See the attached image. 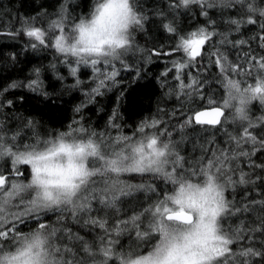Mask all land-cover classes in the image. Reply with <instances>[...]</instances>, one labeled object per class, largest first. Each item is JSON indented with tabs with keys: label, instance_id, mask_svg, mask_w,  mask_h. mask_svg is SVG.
<instances>
[{
	"label": "snow or ice",
	"instance_id": "1",
	"mask_svg": "<svg viewBox=\"0 0 264 264\" xmlns=\"http://www.w3.org/2000/svg\"><path fill=\"white\" fill-rule=\"evenodd\" d=\"M189 5H199L200 15L208 16L207 9H231L235 8L240 14L241 19H230L226 23L235 26V31L239 32L242 24H257L256 17L264 20V5H257L254 0H179V4L170 5V7H187ZM132 6L136 8L134 0ZM105 6L101 5L98 11ZM137 10V8H136ZM62 8L60 18L52 21L48 29L29 26L24 30V35L34 38L41 46L52 47L58 53L68 56L71 53L73 57L78 55L75 43L69 44V39L74 33V28H79L81 34L84 31L83 21L79 24H69L64 19ZM138 12V11H137ZM139 13V18L135 23L143 27V21L146 17ZM80 20V19H79ZM209 25H215V21L209 19ZM163 28L177 37L175 51L182 52L185 59L172 61V68L163 72L162 76H168L172 69H175L174 79L178 81V88L181 94L191 96L193 93L199 95L202 80L193 77L189 72V82H184V69L195 67L198 57L202 56L204 46L212 41L215 36H221L218 41L220 45L228 44L233 48H240L249 44L248 40L236 39L229 40L227 34L218 32L215 28L209 30L206 26L197 27L186 34H181L171 23H163ZM260 29L264 30V22L259 24ZM58 30V33L56 32ZM255 40L257 37H251ZM260 41L259 48L264 49V34L258 36ZM127 41L116 44V47H122ZM33 48L37 43H32ZM115 49H113V52ZM126 51V50H125ZM83 52V49H80ZM159 54V53H157ZM111 53H105L97 50L95 54L89 53L88 57L80 60H68L69 65H91L93 72L97 73L100 83L92 92L99 95L100 88L104 86L105 80L113 79L117 72L112 66V61L119 60L118 57L112 59L100 58L108 57ZM171 55V53H169ZM209 59L211 63L218 67L221 76V83L226 90L229 85L240 89L242 84L244 92H251L252 99L259 101L264 105V54L253 53L249 47L248 51L243 53V59L239 56L237 61H230L228 53L221 51L219 47L210 52ZM214 57V59H212ZM106 65L111 70L110 74L103 72L98 65ZM70 67V75L77 76L78 67ZM39 73V69L36 70ZM230 75L252 77L254 83L248 84L246 80L241 81L230 78ZM206 79V78H205ZM81 81L76 80L79 85ZM38 85V80L33 79L28 84L29 88ZM10 88L18 87L13 83ZM190 90V91H186ZM4 91H8L7 88ZM226 92V91H225ZM200 99H207L208 107L205 109H190L180 125L181 130L186 127L216 126L223 127L228 122L224 117V109H228V100L223 97L222 104H218L211 97L200 96ZM243 104L244 101L241 100ZM7 105L11 107L12 101L8 100ZM0 104V107H3ZM77 112L81 109L78 107ZM241 111V109H237ZM235 118V117H234ZM116 116L113 114L109 118V126L119 129L115 123ZM161 123L154 119L151 124L147 121L139 125V139L133 136L117 135L109 136L105 132L90 130L80 121H73L66 131H58L54 134H47L46 138L41 139L39 133L35 132L33 121H27L23 127L33 130L31 136L35 139L30 143L17 142L20 132L17 131L8 137L7 132L0 129V158L7 157L11 163V171L6 175L3 166L0 165V253L6 254L8 264H20L21 257H25L24 264H109L110 261H119V264H152L159 255L162 245L168 240L175 238L177 233L183 235L197 228L205 222V217H211L212 240L215 242L211 248L200 254L198 264H234L233 257L237 254L233 252L232 245L239 238L243 237L244 227L237 225L235 228L227 224L230 218L236 217L242 212L255 211V205L260 206V211L264 213V199L250 201L249 204L241 206L236 202L235 197L229 199L227 193L231 190L235 192L237 185H255L257 182L264 184V175L257 174L252 179L251 175L239 170L235 161L241 157H247L254 168L264 170V163L257 164L251 157L256 156L258 152H264V115L253 121L249 115L248 109L246 115L240 120L242 131L239 135H233L225 129V135L228 136V143L234 145L230 148H222L212 153L211 158H206V149L201 146V155L192 158H186L178 149L177 141L172 140L170 131L148 134L145 129L148 127L156 128ZM259 128L260 131L254 133L250 129ZM167 139H161V137ZM71 138L73 146L80 150L79 160L81 171L74 178L71 185L70 197L66 203L57 206H51L47 201L50 199V193L39 192L33 189V184L24 183L16 179L23 175L20 166H26L30 171L33 182L36 180L38 168L36 161L52 155V147L55 139L61 142L64 138ZM251 144L250 150H245L244 145ZM131 159L132 163L124 164V161ZM239 170L238 179H233ZM123 174H151L154 179L159 178L171 185V189L162 198H157L151 208L145 209L146 224L142 229L144 221L141 217L144 213L131 216L129 221H120L115 225L116 234L131 224L135 230V235L140 240H146L153 236L156 237L155 243L151 249L145 253L139 251L119 252L115 249L118 241L111 239V229L107 227V221L103 218L84 220V223H92L104 230V234L98 239V242L90 243L85 237L73 233L66 227L45 224L42 217L49 211H58L60 213L70 212L73 220L78 221L79 214H90L93 210L92 201L95 200L105 208H115L120 197L127 196L134 189H145L144 183L133 185L121 179ZM94 177H105L103 187H93L97 181ZM217 184L219 189L217 188ZM148 190L155 191L148 187ZM24 193H29L26 198ZM174 194V195H173ZM201 198L202 207H194L195 198ZM35 218L38 227L37 235L32 243H27V238L32 231L20 233L16 224L23 222L24 219ZM7 225V227H5ZM217 225L219 234L217 232ZM123 226V228L121 227ZM250 233H260L264 236V215L258 217V223L253 228H248ZM40 233L44 234L42 239ZM25 241L23 248L18 247L21 241ZM10 241L11 246L4 247V242ZM15 255H10L12 250ZM81 253L83 255H81ZM135 257L133 259L132 257ZM239 257H264V240L260 242V248L247 247L239 252ZM241 264H251L248 260L241 261Z\"/></svg>",
	"mask_w": 264,
	"mask_h": 264
},
{
	"label": "trees",
	"instance_id": "2",
	"mask_svg": "<svg viewBox=\"0 0 264 264\" xmlns=\"http://www.w3.org/2000/svg\"><path fill=\"white\" fill-rule=\"evenodd\" d=\"M96 0H0V129L7 132L8 137L19 131L20 136L17 142L30 143L35 139L31 136L33 130L23 127L31 120L35 125L34 131L39 133L40 138L54 134L58 131L68 130L73 121H80L90 130L105 132L111 137L117 135L133 136L139 139V125L152 120L161 121L156 128L148 127L145 132L148 134L170 131L172 140L177 141L178 149L186 158L199 157L201 146L206 149V158H211L212 153L222 148H230L234 145L228 143V136L225 129L233 135H239L242 131L240 121L234 118L231 108L224 109L225 118L228 122L223 127H186L181 130L180 125L184 123L190 109L208 107L207 99L211 97L218 104H222L226 92L221 83V76L217 66L211 63L209 53L219 47L221 51L228 53L230 61L236 62L239 56L243 59V53L249 50L253 53L264 54V49L259 48L258 36L264 34L259 24L264 22L256 17L257 24H242L240 31H235V26H230L226 21L230 19H241L235 8L231 9H207L208 16L200 15L199 5L187 7H170L179 4V0H134L138 12H141L146 19L143 27L132 29V44L122 52L119 60L112 61V66L117 75L100 88V94L92 92L100 79L97 73L93 72L91 65H69L68 60H74L55 51L52 47L39 45L34 38L24 35V30L30 25L48 29L52 21L60 18L62 8L64 19L69 23H77ZM256 4L264 5V0H254ZM214 20L215 25H209L208 20ZM163 23L173 24L181 34H186L197 27L206 26L209 30L215 28L220 33H225L229 40L245 39L249 44L240 48H233L231 45H220L218 41L221 36H215L212 41L204 46L202 56L197 58L196 66L184 69V82H189V72L193 77L203 81L200 85L199 95L193 93L191 96L180 93L178 81L174 79L175 69L169 72L168 76L161 74L172 68V61L185 59L182 52L175 51L177 37L169 34L162 26ZM57 34L58 30H56ZM257 37L253 40L251 37ZM32 43H37L33 48ZM159 53V54H157ZM171 53V55H169ZM214 59V57L212 58ZM77 66L76 77L70 75V67ZM103 72L109 73L106 65H98ZM39 69V73H37ZM206 78V79H205ZM230 78L244 81L248 84L254 83L252 77L234 76ZM38 80V85L29 88L31 80ZM79 79L81 83L76 84ZM18 87L10 88L11 84ZM242 86H246L242 84ZM7 88L8 91H4ZM190 91V90H186ZM11 100L9 107L7 101ZM88 104V105H87ZM86 105V106H85ZM82 106V107H81ZM81 111L77 112L76 109ZM75 112V113H74ZM248 112L253 121L264 115V105L259 101H253L248 107ZM115 114V123L120 127L115 129L109 126V118ZM223 119V120H224ZM254 133L260 129H250ZM161 139H167L162 136ZM251 144H245V150L251 149ZM257 164L264 163V152H258L251 157ZM239 170L251 175H264V170L254 168L247 157H241L235 161ZM0 165L3 166L5 174L11 171L9 158H0ZM23 175L16 179L27 183L30 179V171L26 166H20ZM239 170L233 179H238ZM95 181L102 183L105 177H94ZM121 179L133 185L144 183L145 189L136 190L127 196L120 197L115 208H105L93 200V210L90 214H79L78 221L73 220L70 212L60 213L49 211L42 217V222L58 227H66L73 233L79 234L90 243L98 242L104 230L92 223H84V220L101 219L107 221V227L111 229V239L118 241L115 249L119 252L139 251L146 253L155 243L153 236L146 240H140L135 235L131 224L123 229L119 235L116 234L115 225L120 221H129L131 216L144 213L141 220L144 221L142 229L146 224L145 209L151 208L157 198H162L171 189V185L159 178L154 179L151 174H123ZM148 187L155 191L148 190ZM26 198L29 193L22 194ZM229 199L233 196L236 202L243 206L253 200L264 199V184L257 182L255 185H237L235 192L227 193ZM255 211L242 212L236 217L230 218L227 224L234 228L237 225L244 227L242 238H239L231 247L237 257H233L234 264H241V261L248 260L251 264H264V257H239V252L247 247L260 248L264 236L260 233H250L248 228H253L258 223V217L264 215L260 206L255 205ZM7 227V225H5ZM38 224L35 218L26 217L23 222L17 223L16 228L20 233L33 231ZM123 228V226H121ZM10 241L4 242V247L11 246ZM81 255H83L81 253ZM109 264H119V261H110Z\"/></svg>",
	"mask_w": 264,
	"mask_h": 264
},
{
	"label": "clouds",
	"instance_id": "3",
	"mask_svg": "<svg viewBox=\"0 0 264 264\" xmlns=\"http://www.w3.org/2000/svg\"><path fill=\"white\" fill-rule=\"evenodd\" d=\"M101 5L105 7L98 11ZM138 18L139 13L132 6V0H96L89 12L77 22L79 24L81 20L83 21V33L81 34L79 28H74V33L69 39V44H76L78 55L73 57L71 53H68V56L74 60H82L88 57L89 53L95 54L97 50H102L105 53H111L108 57H100L102 59L118 57L131 46L132 29L139 27L135 23ZM122 41H127V43L117 48L116 44ZM80 49H83V52H80ZM113 49H115L114 52ZM262 84H264V78H262ZM225 91V98L231 106L235 119L242 120L248 107L254 101L252 93L244 92L242 85L239 90L229 85ZM241 100L244 101L243 104ZM237 109L241 111L238 112ZM49 147H52V155L36 161L38 168L36 180L33 182L30 176L28 183L33 184L35 191L50 193V199L47 202L55 207L58 203L63 205L69 199L72 191L71 185L82 170L80 166L82 162L79 160L80 150L73 146L71 138L66 137L62 142L57 138L54 146ZM123 163L129 164L132 161L129 159ZM217 188L219 189L218 184ZM194 207H202L201 198H195ZM216 234H219L218 225ZM36 235L37 232L34 229L28 236L27 243H32ZM212 235L211 217L206 216L205 222L191 232L183 235L177 233L175 238L162 245L159 255L152 264H198L200 254L215 243ZM40 236L44 238L43 233H40ZM24 246L25 241L22 240L18 247L23 248ZM151 251L154 252L155 249ZM15 254L13 249L10 255ZM132 258L135 259L134 256ZM25 259L21 257L20 264H24ZM0 264H8L5 253H0Z\"/></svg>",
	"mask_w": 264,
	"mask_h": 264
},
{
	"label": "rangeland",
	"instance_id": "4",
	"mask_svg": "<svg viewBox=\"0 0 264 264\" xmlns=\"http://www.w3.org/2000/svg\"><path fill=\"white\" fill-rule=\"evenodd\" d=\"M95 180V179H93ZM93 187H97V188H102L104 185H103V182L102 183H96L95 185H92Z\"/></svg>",
	"mask_w": 264,
	"mask_h": 264
},
{
	"label": "water",
	"instance_id": "5",
	"mask_svg": "<svg viewBox=\"0 0 264 264\" xmlns=\"http://www.w3.org/2000/svg\"><path fill=\"white\" fill-rule=\"evenodd\" d=\"M224 114H225V111H224ZM224 117H225V115H224ZM224 117H222L221 119L223 120V119H224ZM207 127H209V126H207ZM216 127H218V126H216Z\"/></svg>",
	"mask_w": 264,
	"mask_h": 264
},
{
	"label": "bare ground",
	"instance_id": "6",
	"mask_svg": "<svg viewBox=\"0 0 264 264\" xmlns=\"http://www.w3.org/2000/svg\"><path fill=\"white\" fill-rule=\"evenodd\" d=\"M257 5H259V4H257ZM88 105V104H87ZM86 106V105H85ZM82 107V106H81ZM75 113V112H74Z\"/></svg>",
	"mask_w": 264,
	"mask_h": 264
}]
</instances>
